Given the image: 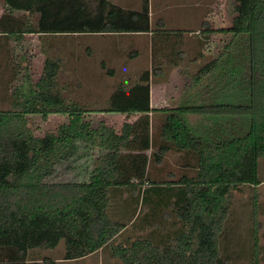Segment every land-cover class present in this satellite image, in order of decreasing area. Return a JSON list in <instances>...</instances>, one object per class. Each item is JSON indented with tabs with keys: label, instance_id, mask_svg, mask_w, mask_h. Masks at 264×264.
<instances>
[{
	"label": "trees",
	"instance_id": "1",
	"mask_svg": "<svg viewBox=\"0 0 264 264\" xmlns=\"http://www.w3.org/2000/svg\"><path fill=\"white\" fill-rule=\"evenodd\" d=\"M233 1L232 25L220 31L233 39L194 77L199 86L216 75L228 88L232 84V97L223 91L215 103L160 109L151 106L152 76L161 74L164 64L178 67L182 55L165 54L156 46L157 38H182L183 31L173 34L164 23L154 31L149 0L140 10L125 9L112 0H2L6 9L0 36L8 41L20 42L25 35L42 40L151 35V69L128 88L119 85L103 109L129 118L140 115L119 132L104 122L93 128L79 103H68L55 91L61 68L57 59H45L35 87L16 89L12 110L0 111V264H56L49 258L33 260L31 253L54 250L62 242L65 261L110 247L121 264H232L220 248L230 199L241 186L262 183L259 162L264 158V0ZM204 26L208 37L213 31ZM222 98L228 101H219ZM51 114L67 115L69 122L55 133L36 136L28 117L46 119ZM159 114L162 121L155 126L153 117ZM195 116L205 121L193 123ZM227 118L232 124L224 123ZM89 147L99 153L91 158V170L82 175L86 179L44 184L57 165ZM168 153L188 159L185 166L194 169L195 176L183 175L168 185L150 181L151 162L161 163ZM132 202H137L134 216L127 223L115 220L132 211ZM253 208V264H260L257 202ZM143 209L147 212L137 230L147 227L150 232L119 242Z\"/></svg>",
	"mask_w": 264,
	"mask_h": 264
},
{
	"label": "rangeland",
	"instance_id": "2",
	"mask_svg": "<svg viewBox=\"0 0 264 264\" xmlns=\"http://www.w3.org/2000/svg\"><path fill=\"white\" fill-rule=\"evenodd\" d=\"M112 1L131 10H140L144 2V0ZM149 2L154 31L158 28L159 23H164V29L172 31L173 34L175 31H183L182 38L173 36L168 40L164 37L157 38L159 42H156V46L160 45L161 51L167 55L172 51H178L182 58L179 60L178 67L164 64L163 72L152 76L154 107L172 109L180 104H211L217 101V96L221 97L224 94L223 91L231 95L232 84L228 88L225 86V82L217 80L216 75L206 77L203 80V85L199 86H195L194 77L203 65L218 58L233 39L231 34L220 31L228 29L232 25V20L235 17L234 1L149 0ZM205 24L213 31L208 37L203 34L207 28L204 26ZM36 40V37L31 36L25 39L28 53L13 49L12 54L7 58H0V64L7 63L6 65L11 66L9 74L0 73V111L12 110L13 102L17 101L16 94L13 95V93H16L18 87L22 86L24 90L35 87L42 75L45 59L50 57L61 63L55 91L59 92L66 102L79 103L86 110L85 118L91 122L93 128L104 122L109 127L115 126L117 129H121L128 119L132 121L131 118L122 121H118L119 118L115 116L108 118L107 113L102 111L108 106L111 94L119 85L128 88L139 81L143 72L151 69V35L110 36L109 38L93 35L49 36L38 41L39 44ZM21 55L28 58L22 59ZM22 62L24 63L22 64ZM231 69L232 66L229 71ZM108 71L116 73L114 79L107 77ZM221 74H223V70ZM219 101L228 100L222 98ZM162 117L160 114L153 117V124L156 126L161 123ZM204 118L195 116L192 117V122L203 123ZM28 119L30 128L39 137H43L48 132L55 133L61 125L69 122V117L62 114H51L46 119L41 115H30ZM231 122L228 119L224 123L232 124ZM228 128L230 129V127ZM98 153L96 148L81 149L75 159L57 165L53 175L43 180L44 184L76 183L86 179L83 176L86 175V171L91 170V158L96 157ZM187 162L188 159L185 160L179 153H168L161 163L151 162L148 167L149 180L168 185L166 183L177 182L183 175L195 176V170L185 166ZM190 163L194 162L190 161ZM259 178L262 182L259 186L253 188L241 186L230 199V214L220 239V248L232 264L254 263L253 207L255 202H257L258 208L259 232L257 235L262 251L260 264H264V158L259 162ZM62 192H66V189H63ZM136 197L138 196L136 195ZM115 202L116 200L114 201L113 198L112 205ZM112 205L109 211H111ZM130 206L131 212L129 208V211L124 213L121 218L114 219L127 223L129 218L136 213L137 202H132ZM146 212L147 210L143 209L141 213ZM142 218H144V214L138 215L134 225L127 229L118 241L122 242V239L125 242L129 237L133 240L146 236L150 232V228L146 227L143 232L137 230ZM64 250L62 242L54 250H34L31 256L33 260L62 259ZM61 264H121V261L113 258L110 247H107L103 251L87 257L84 261Z\"/></svg>",
	"mask_w": 264,
	"mask_h": 264
},
{
	"label": "crops",
	"instance_id": "3",
	"mask_svg": "<svg viewBox=\"0 0 264 264\" xmlns=\"http://www.w3.org/2000/svg\"><path fill=\"white\" fill-rule=\"evenodd\" d=\"M6 7L2 4V0H0V18L1 16L3 15L4 11H5ZM36 37V41L37 43L39 44L38 41L41 40V37L39 35H25L24 39L21 40L20 42H14V41H8L7 39H5L4 37L0 36V58H7L9 55H11L13 49H16V50H20L22 51V53H26L27 50H28V46L26 45L27 42L25 41L26 38H29V37ZM96 36H99V37H102V38H109L110 36H117V35H96ZM132 36H146V35H132ZM12 44V45H11ZM28 53V52H27ZM24 59V58H28L27 56H23L21 55ZM23 61H26V60H23ZM24 62H22L23 64ZM7 63H1L0 64V73L2 74H9V70H11V66L10 65H6ZM26 72V71H24ZM106 72V71H105ZM109 76V78H112L114 79V77L116 76V73L114 72L113 76H110V75H107V77ZM3 83H6V82H3ZM152 101H154V98H153V86L151 85V106L152 108H156L154 107ZM107 116H109L108 118H111L113 116L119 118L118 121H122L123 119L124 120H127L129 117L127 115H122V114H107ZM140 115L139 114H135L133 116H130V118L132 119V121H130L129 119L126 121L128 123H133L134 121H136V119L139 117ZM125 122V123H126ZM113 127V126H111ZM114 128L116 129L117 132H119L121 129H117L115 126ZM86 258H83V259H80V260H76V261H65L63 259H53L55 260L56 264H61V263H67V262H79V261H84L86 260Z\"/></svg>",
	"mask_w": 264,
	"mask_h": 264
}]
</instances>
